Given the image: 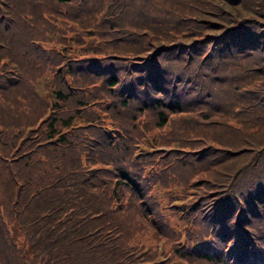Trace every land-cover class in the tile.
<instances>
[{
	"label": "trees",
	"instance_id": "trees-1",
	"mask_svg": "<svg viewBox=\"0 0 264 264\" xmlns=\"http://www.w3.org/2000/svg\"><path fill=\"white\" fill-rule=\"evenodd\" d=\"M0 264H264V0H0Z\"/></svg>",
	"mask_w": 264,
	"mask_h": 264
}]
</instances>
